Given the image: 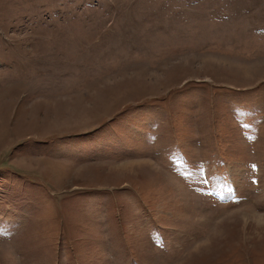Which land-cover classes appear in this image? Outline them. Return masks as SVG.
I'll use <instances>...</instances> for the list:
<instances>
[{"label":"rangeland","instance_id":"374dc122","mask_svg":"<svg viewBox=\"0 0 264 264\" xmlns=\"http://www.w3.org/2000/svg\"><path fill=\"white\" fill-rule=\"evenodd\" d=\"M0 264H264V0H0Z\"/></svg>","mask_w":264,"mask_h":264},{"label":"bare ground","instance_id":"6f19581e","mask_svg":"<svg viewBox=\"0 0 264 264\" xmlns=\"http://www.w3.org/2000/svg\"><path fill=\"white\" fill-rule=\"evenodd\" d=\"M144 166V165H143Z\"/></svg>","mask_w":264,"mask_h":264}]
</instances>
